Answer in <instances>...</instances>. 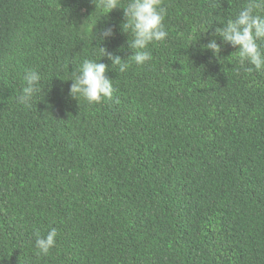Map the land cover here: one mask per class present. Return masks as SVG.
Listing matches in <instances>:
<instances>
[{"label":"trees","instance_id":"trees-1","mask_svg":"<svg viewBox=\"0 0 264 264\" xmlns=\"http://www.w3.org/2000/svg\"><path fill=\"white\" fill-rule=\"evenodd\" d=\"M163 2L167 40L123 73L104 57L114 92L89 104L70 79L103 29L113 55L135 52L124 10L0 0V264H264V72L214 36L246 0Z\"/></svg>","mask_w":264,"mask_h":264},{"label":"clouds","instance_id":"clouds-1","mask_svg":"<svg viewBox=\"0 0 264 264\" xmlns=\"http://www.w3.org/2000/svg\"><path fill=\"white\" fill-rule=\"evenodd\" d=\"M99 7L105 16L117 8L124 10L125 23L122 29L131 34V43L128 44L135 52L127 60H122L101 46L106 38L113 37L111 28L103 29L95 36V40L99 39L100 44L94 48L93 58L84 59L70 79L73 81L70 94L76 99L82 97L89 104H99L105 99H111L114 92L112 80L105 75L108 66L101 62L104 57L111 61L112 66H118L121 73L127 71L131 62L144 66L152 60L149 46L166 41L169 35L164 25L167 8L163 0H99ZM223 25L222 28H216L214 36L222 38L224 44L237 48L235 57L238 64L244 67L246 72H264V0H246L234 18L227 20ZM206 49L219 57L221 44L212 38ZM23 80L25 86L18 102L30 107L35 96L41 91L42 76L36 70H28ZM35 235L37 255L47 256L55 247L57 229L52 228L43 237L38 232Z\"/></svg>","mask_w":264,"mask_h":264}]
</instances>
